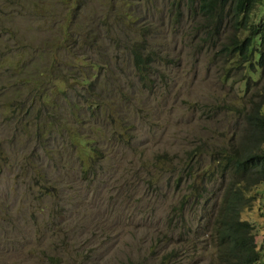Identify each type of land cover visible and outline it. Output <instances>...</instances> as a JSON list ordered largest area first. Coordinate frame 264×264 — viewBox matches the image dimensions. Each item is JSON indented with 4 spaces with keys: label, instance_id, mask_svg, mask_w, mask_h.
<instances>
[{
    "label": "rangeland",
    "instance_id": "rangeland-1",
    "mask_svg": "<svg viewBox=\"0 0 264 264\" xmlns=\"http://www.w3.org/2000/svg\"><path fill=\"white\" fill-rule=\"evenodd\" d=\"M32 1L43 9L28 7V10L0 0V52L4 39L15 48L18 47L15 41L21 39V48L35 49L40 55L48 51V45L55 46L65 33L77 35L75 27L81 24L83 37L88 31H92V38L96 37V0H84L80 7V0ZM65 2L77 5L75 9L79 7L73 18L66 15ZM145 8L142 14L148 18ZM170 11L169 6H164L152 8L150 14L156 19L167 18ZM106 21L113 38L123 37L114 39L116 42L109 49L110 62L115 68L119 66L116 56H124L123 46L140 41L134 31L144 22L141 18L128 17L124 24H115L114 17ZM163 21L157 20L152 30L153 34L157 33V39L153 40L155 48L171 59L168 67L161 69L162 74L165 71V88L155 90L152 96H138L141 101L133 113L137 140L131 146L120 148L114 140H103L101 150L108 158L101 177L85 180L80 160L67 167L72 157L67 155L56 169L43 168L57 189L52 188V198H47L48 191L32 177L39 170L19 162L22 156L36 157L31 153L32 148L26 149V143L10 128L5 130V117L0 111V146L17 155V160L15 157L9 160L7 168H0V264H159L161 254L173 249L176 253L171 264H221L218 261L221 250L210 244L207 236L200 237L197 231L202 228L191 222L190 216L178 217L174 222L171 219L184 201L191 200L186 189L194 182L201 183L198 177L202 174L198 173L196 162L185 161L187 153L196 147H207L202 152L208 149L206 158L212 150L227 149L241 142L237 117L210 114L216 113L218 107L221 113L244 102L243 86L227 80L229 67L223 65L217 46L204 41L199 44L192 39L190 27L183 33L177 25L168 20L161 24ZM77 45L81 47V43ZM199 45L203 54L195 56ZM90 49L87 47L89 52ZM37 55L17 52L13 62H4L2 75L22 67L29 58L34 61L27 68L31 73L43 66V70H49L50 63ZM115 72L117 78L123 76L119 70ZM16 120L25 122L24 112ZM52 147L59 151V142L54 141ZM50 154L43 148L37 158L47 159ZM158 156L173 164L167 166L170 172H163L159 181L149 186L147 181L156 171ZM173 165L179 166L180 171L172 174ZM190 167L195 168L193 175L199 176L185 180L184 184L179 182ZM26 168L32 173L27 175L23 171ZM199 189H204V182ZM246 196L258 198L244 211L242 219L256 227L255 243L262 250L261 264H264V184ZM55 202L60 205L57 212ZM82 203L90 205L80 208ZM191 212L187 208L184 214ZM184 225L194 227L195 231V236L193 232L189 234L187 246L183 240L178 243L185 232ZM192 244L195 249H190Z\"/></svg>",
    "mask_w": 264,
    "mask_h": 264
},
{
    "label": "trees",
    "instance_id": "trees-1",
    "mask_svg": "<svg viewBox=\"0 0 264 264\" xmlns=\"http://www.w3.org/2000/svg\"><path fill=\"white\" fill-rule=\"evenodd\" d=\"M5 1L28 10V7L43 9L32 0ZM83 1L80 0L79 7ZM64 5L70 18L79 12V7L75 9L77 5L72 2ZM144 6L148 18L142 14ZM164 6L171 8L167 18L151 16L152 8ZM112 17L115 24H124L127 17L141 18L144 22L134 31L140 41L123 46L124 56H116L119 66L115 68L110 62L109 49L116 42L114 39L123 37H112L106 21ZM159 19L164 20L161 24L168 20L177 25L183 33L190 27L192 39L199 44L204 41L217 46L218 53L223 56V65L229 67L227 80L232 79L237 86H243L245 98L244 102L221 113L220 107L216 113L211 112L210 116L214 117H237L241 142L227 149L212 150L206 158L208 149L202 152L207 147H196L187 153L185 161L196 162L198 173L202 174L198 177L201 183L194 182L186 189L191 200L182 203L171 221L190 216L191 222L202 228L197 231L200 237L207 236L209 243L221 250L218 257L221 264H261L263 254L255 243L254 226L244 221L242 215L258 199L248 198L246 194L264 184V0H96L95 38H92V31L83 37L84 28L82 24L77 25V35L65 33L55 46L48 45V51L40 55L35 49L21 48V39L15 41L17 48L4 39L0 52V111L5 117V130L10 128L26 143V149L32 148L31 153L36 157L22 156L19 162L39 170L33 172L32 177L48 191L47 198H52V188H56L43 168L56 169L67 155L72 156L67 167L74 160H80L85 180L101 177L108 158L101 150L103 140H114L120 148L131 146L137 140L133 113L141 101L138 96H152L155 90L165 88V71L162 74L161 69L168 67L171 59L170 55L158 51L153 43L157 33L153 34L152 26ZM21 51H28L33 57L37 55L45 63L48 61L50 69L43 70V66L31 73L27 68L32 67L34 61L29 58L22 67L7 70L2 75L4 62H13L16 53ZM195 52V56H202L201 45ZM115 69L123 75L121 78L116 77ZM20 112H24L25 122L16 120ZM54 141L59 142V151L53 149ZM47 144L50 147L47 148ZM43 148L51 153L47 159L37 158ZM14 157L17 160L13 150L0 146V168H7ZM156 160V171L147 181L149 186L159 181L163 172H170L167 166L173 164L161 156ZM36 161L40 163L35 164ZM15 166L18 168V163ZM171 170L173 174L180 168L173 165ZM23 171L27 175L32 173L29 168ZM194 171L195 168L190 167L179 182L184 184L185 180L199 176L193 175ZM203 182L204 189L200 190ZM88 205L82 203L80 208ZM59 206L54 203L55 212ZM187 208L192 212L185 215ZM193 228L182 226L184 238H179L178 243L183 240L187 246L189 234L193 232L195 236ZM195 248V244L190 246V249ZM175 253L176 249H173L161 254L159 264H171Z\"/></svg>",
    "mask_w": 264,
    "mask_h": 264
},
{
    "label": "clouds",
    "instance_id": "clouds-1",
    "mask_svg": "<svg viewBox=\"0 0 264 264\" xmlns=\"http://www.w3.org/2000/svg\"><path fill=\"white\" fill-rule=\"evenodd\" d=\"M244 221H246V220H244ZM254 226V234H255V237H257V234H256V227H255V225H253ZM263 227H264V210H263ZM263 233H264V228H263V231H262ZM256 239V238H255ZM264 247V246H263ZM259 248V247H258ZM260 249V248H259Z\"/></svg>",
    "mask_w": 264,
    "mask_h": 264
}]
</instances>
